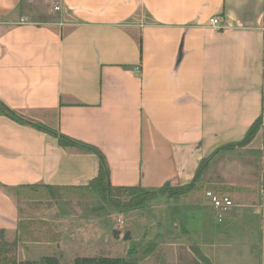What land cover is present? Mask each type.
<instances>
[{
	"label": "crops",
	"instance_id": "0c3cea01",
	"mask_svg": "<svg viewBox=\"0 0 264 264\" xmlns=\"http://www.w3.org/2000/svg\"><path fill=\"white\" fill-rule=\"evenodd\" d=\"M21 1L0 0V102L41 127L0 114L2 185L93 179L98 156L60 146L57 133L97 147L113 186H184L203 158L242 140L264 108V0H60L69 18L51 23L26 20ZM214 16L220 31L208 26ZM242 148L258 153L259 248L231 261L264 264V125ZM53 204L17 202L0 188V229L11 235L20 217L42 218L59 234L19 243L20 262L64 264L98 257L78 245L107 249L102 229ZM200 246L190 247L197 263L200 252L209 264L224 261Z\"/></svg>",
	"mask_w": 264,
	"mask_h": 264
},
{
	"label": "rangeland",
	"instance_id": "374dc122",
	"mask_svg": "<svg viewBox=\"0 0 264 264\" xmlns=\"http://www.w3.org/2000/svg\"><path fill=\"white\" fill-rule=\"evenodd\" d=\"M56 6H59L60 9H55ZM20 10H22L23 15L27 14L26 20L41 21V19L48 18L54 21H63L69 18L65 14V9L61 8L60 0H22ZM252 151L239 147L235 151L228 150L216 154L209 161L203 173V180H201L203 183V200L205 199V191H212L208 188L212 184L215 186L239 185L251 190L248 192V206L238 209L239 214L236 215L231 214L234 207L222 212L220 221L217 217L220 213L213 214L208 208H203L204 202H202L200 213H191V210L188 212L185 210L183 215L177 217L178 208H182L184 205H181L183 204L181 200L165 193L150 197L147 204L141 209L127 212H118L110 207L102 206L96 200L78 201L73 199L61 203L58 200L59 192L55 189L49 200L40 202L48 207L53 206L55 202L56 208L63 212L69 211L71 215H75L74 220H77V223L83 224V226L86 223L90 227L102 229L101 235L109 237V244L107 249H104L105 251H100V248L95 244H89L86 245L88 247L78 245L79 248H82L77 250L78 252L89 251V249L84 248L93 246L95 249L92 251L96 250V256L125 257L129 245L134 244L138 251L136 256H141V247L147 242H156L153 257L146 261L144 259L148 255L142 257L137 264H194L196 259L192 255L190 247H199L202 251L203 247L200 245L204 242L206 255H212L214 252L218 255L217 259L224 260L220 261L219 264H241L245 263L244 260L234 262L231 259H246L248 253L250 256L256 257L259 248L260 212L259 199L256 196L258 153L257 149L254 150V155L251 154ZM223 169H226V173ZM13 197L17 202H21L15 195ZM184 215L188 216V219L184 221L186 230L182 231L178 218H184ZM32 219L47 222L53 230L49 221L42 218ZM175 224H178L179 228H176ZM203 227H205L206 232L202 233L200 229ZM114 231L119 233L118 237H114ZM90 232L93 233L91 230ZM125 232L129 233V241H124L122 237ZM40 237L41 241L39 242H45L44 234L41 233ZM7 238L12 239L13 235L7 234ZM200 238H203V241ZM209 244H215V248H211ZM175 256L177 263H172L171 260L175 259ZM71 262L73 264V261H65L64 264H71Z\"/></svg>",
	"mask_w": 264,
	"mask_h": 264
},
{
	"label": "trees",
	"instance_id": "16d2710c",
	"mask_svg": "<svg viewBox=\"0 0 264 264\" xmlns=\"http://www.w3.org/2000/svg\"><path fill=\"white\" fill-rule=\"evenodd\" d=\"M21 5V3H20ZM19 5V7H20ZM20 9V8H19ZM22 12V10H19ZM32 22H37L38 20H31ZM42 23H51L54 20L44 18L41 19ZM140 49L141 43L139 41ZM0 114L4 115L16 122L32 124L36 127H41L38 123H31L30 121L24 119L18 113L12 111L0 102ZM264 125V108L260 115L253 121L251 126L248 128L245 136L242 140L236 143H230L218 147L210 155L203 158L200 165L193 177V179L184 186H171L169 183H164L160 187L146 188L140 185L135 186H113L109 181V170L102 152L95 146L82 143L66 137L62 134L53 133L57 138L58 144L62 147H76L77 149L85 152H91L98 156L99 165L97 175L91 179L85 185H69V186H57L53 187L45 184H32V185H19L16 187H9L0 184V188L6 193L12 196H16L18 200L21 201H45L49 200L50 195L53 194V190L59 192V202L63 203L70 200L78 201H99L102 206L110 207L111 209L117 210L118 212H127L131 210H137L144 207L148 199L159 193H165L170 197H174L181 200L184 205L182 208H178L177 217L183 215L188 210L191 213L201 211V208L209 209L211 213L215 214V210L209 204V201L202 198L203 191V173L208 166L209 161L212 157L220 150H234L239 147L247 145L251 139L256 135L258 130ZM214 194L219 196H227L232 202V207H234L231 214H239L238 209L243 206H248V190L245 187L238 186H226L219 185L208 187ZM210 191V190H207ZM204 202L205 206H202ZM202 206V207H201ZM231 207V208H232ZM191 217L192 214H191ZM188 219L184 215V218H178L179 225L183 230L184 221ZM43 230V231H42ZM40 233V234H39ZM44 234V241L52 242L59 239V234L54 232L47 222H43L39 219L20 217L17 221V226L15 232L12 234L13 238H7V232L4 229H0V264H60L59 260L54 256H43L39 260L23 261L19 262L17 259V246L20 242H39L41 241L40 235ZM187 233V231H186ZM39 234V235H38ZM114 237H118L119 233L114 231ZM123 239L126 241L130 240L128 232L123 234ZM156 248V242H147L143 247H141V256H136L138 253L137 246L130 244L127 249V256L125 257H110V256H98V257H88V256H78L74 258L73 264H137V262L142 258L146 257L152 253ZM198 248L193 247L194 252ZM199 254V260L201 263L197 264H209L207 257Z\"/></svg>",
	"mask_w": 264,
	"mask_h": 264
},
{
	"label": "built area",
	"instance_id": "2783aa9c",
	"mask_svg": "<svg viewBox=\"0 0 264 264\" xmlns=\"http://www.w3.org/2000/svg\"><path fill=\"white\" fill-rule=\"evenodd\" d=\"M55 9L58 10L60 7L56 6ZM208 26L214 31H220L224 28L222 21L217 16L208 19ZM204 198L209 201L210 206L216 213H220L217 216L219 221L221 220L222 212L228 211L232 207V202L227 196H219L211 191H205Z\"/></svg>",
	"mask_w": 264,
	"mask_h": 264
}]
</instances>
